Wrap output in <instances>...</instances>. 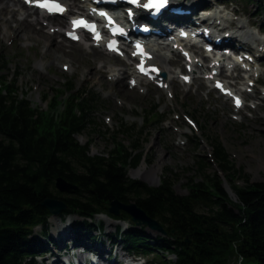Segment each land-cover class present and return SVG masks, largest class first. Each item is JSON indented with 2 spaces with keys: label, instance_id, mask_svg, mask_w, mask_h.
Returning a JSON list of instances; mask_svg holds the SVG:
<instances>
[{
  "label": "trees",
  "instance_id": "1",
  "mask_svg": "<svg viewBox=\"0 0 264 264\" xmlns=\"http://www.w3.org/2000/svg\"><path fill=\"white\" fill-rule=\"evenodd\" d=\"M260 7L264 9V2ZM8 70L0 56V264H41L37 257L54 243L48 234L51 212L41 204L47 196L61 197L65 208L59 215L81 217L71 223V230L77 240L89 241L97 239L95 231H102L103 223L95 221L98 214L130 222L125 210L110 212L112 200L134 201L161 224L163 233L149 238L141 225L123 231L118 227L114 235L127 252L153 255V264H228L235 256L264 264V182L236 175L219 142H214V157L234 196L217 170L202 174L199 181L189 177L186 194L176 193L166 178L148 185L128 176L129 167L143 159L133 146L114 140L113 148L92 154L90 141L77 140L94 124L97 94L63 84L55 94L42 97L47 101L42 109L19 91L16 75L11 78ZM202 159H197L200 165ZM232 175L244 185H233ZM59 176L73 187L71 195L55 188ZM37 226L43 237L34 233ZM194 227L202 232L195 233ZM162 252L175 258L165 260L159 256Z\"/></svg>",
  "mask_w": 264,
  "mask_h": 264
},
{
  "label": "rangeland",
  "instance_id": "2",
  "mask_svg": "<svg viewBox=\"0 0 264 264\" xmlns=\"http://www.w3.org/2000/svg\"><path fill=\"white\" fill-rule=\"evenodd\" d=\"M205 1L203 7L209 9L206 13L214 12L216 17H219L216 22L225 18L222 22L228 25L227 31L239 35L242 40L246 36L245 32H253L258 36L264 31V9L260 7L264 0ZM8 12L6 16L9 17ZM56 18L64 19L66 23L68 21L66 15ZM230 21L234 23L229 24ZM240 25L242 26L238 29ZM3 34L4 26L0 24V56L7 60L9 70L6 74L12 75L11 78L16 75L15 85L19 91L27 92L33 106L45 109L47 101H42V97L45 94L50 96L55 94L61 90L63 84L73 83L77 91L90 90L97 94L99 102L93 111L94 124L77 135V140L81 144L90 141L92 154L113 148L114 140L128 148L133 146V152L142 153L143 159L137 166L129 167L128 176L132 179L156 186L161 178H166L172 182V188L176 193L186 194L185 183L189 177H192L193 181H199L202 174L212 173L218 169L214 157V142H219L224 152L228 154L227 159L233 164L236 175L238 172L245 173L249 182H264V52L260 51L258 55L257 51H254L257 55L255 62L251 63L252 75L248 79L240 78L241 76L236 78L225 76V81H238V86L247 80L251 83L255 77L263 84L257 85L255 92L246 94L249 100L247 106L236 109L231 103V98L222 96L212 87V82L199 77L202 75L200 66L196 68V78L191 83L184 84L179 75L185 73L186 69L178 52L174 55L167 50L161 51L170 57L167 68L171 72H176L175 79L168 87H159L156 79L153 81L143 79L135 86H131L129 84L131 75L125 74L122 84L129 90V93L125 94L114 90L118 83L114 82L115 77L111 71L123 67L133 70L131 60L124 53L114 55L106 52L101 46V55L95 56L88 46L89 40L72 42L67 37L63 40L58 34L55 35L56 42L64 41L65 50L55 52L52 49L45 53L47 46L43 41L36 42L34 39L20 36L5 38ZM251 41L250 49L253 45ZM261 46L262 43H259L257 48L260 49ZM197 58L201 60V57ZM209 61L211 59L207 58L204 62L201 61V65L208 64ZM39 62L43 63L42 67L39 66ZM184 114L190 116L196 126L191 127ZM111 134L114 135V139H111ZM199 157L205 159H202L201 165L197 162ZM142 165L146 168L152 165L160 166L159 177L149 181L140 174L137 175L136 172ZM231 183L241 187L244 180L232 175ZM59 193L71 195L68 192ZM54 216L59 221L50 220V216L48 224V234L54 243L48 244V252L44 256L37 257L41 264H66L67 259L72 261L76 252L85 253L86 250L91 252L102 250L101 252L108 255L111 261L116 259L115 253L118 251L117 260L127 263L128 253L114 233L118 227L123 231L128 226H141L120 218L111 219L103 213L95 218L96 222L103 223L102 231L94 232L97 239L90 242L86 238H80L78 241L75 238L76 234L71 230V223L81 220V217L75 214ZM144 226L145 234L149 238H154L159 233L147 225ZM57 227L60 228L59 231ZM62 227L64 228L61 229ZM62 232L66 236L61 237ZM34 233L43 237L39 226L34 228ZM159 256H163L165 260L175 258L166 252L160 253ZM152 257L154 256L151 254L145 255V262L153 264ZM228 264L252 262L235 256Z\"/></svg>",
  "mask_w": 264,
  "mask_h": 264
},
{
  "label": "bare ground",
  "instance_id": "3",
  "mask_svg": "<svg viewBox=\"0 0 264 264\" xmlns=\"http://www.w3.org/2000/svg\"><path fill=\"white\" fill-rule=\"evenodd\" d=\"M21 0H0V24H3L4 26V37L9 38H15V37H23L28 39H34L37 41H43L44 45L47 46L46 52L54 49L55 52H63L65 50V44L63 42H56L55 35L58 34L62 36L63 40H66L65 34L63 33V28L67 27V23L64 19L56 18V16H48L40 12V10L34 6H31L29 4H26L24 1L22 3ZM64 3H66L69 7V9L66 11V13L62 16H67V20H69L70 15L74 14H83L89 11V8L85 7V3L81 2L80 0H61ZM169 3H178L182 4L185 7H189L192 10V13L190 16H176L172 15L173 17H179L181 19L186 20L184 24L188 23H195L199 18L197 16V6L199 3L204 4L205 0H169ZM84 5V6H83ZM9 10V12H8ZM6 12L10 13V16H6ZM214 12H210L207 15V20L218 19L214 16ZM11 23H15V25H12ZM206 23V21L204 22ZM233 21H230L229 24H233ZM38 25L39 27H36ZM154 25L158 28L163 29V36H160L159 38H162L166 41L167 37L172 34L171 29L172 27L167 24L164 20H157L154 22ZM219 25V23H218ZM242 25L238 27V29L241 28ZM44 29H47V32ZM218 33L216 34L217 37H221L223 40H226V46L230 45H236L238 43H245L241 40L239 35L232 33L230 31H227L225 25L220 26L217 28ZM244 35L248 38H252L253 40L257 41H263L261 37H257L254 35L253 32H245ZM85 41L86 39L83 38ZM263 43V42H262ZM163 45V46H162ZM158 44L150 45V50L153 54L152 56V62L157 63L160 65L162 71L166 73V77L162 79L164 83H166V86L168 87L169 84L173 82L176 76V72H171L167 66L170 64V57L168 54H165L161 52V49H167L168 52L171 54L176 55V48L173 47L171 42H165V44ZM89 48L93 50L94 55L98 56L101 55V46L99 42H90ZM260 51L264 52V44L260 47ZM124 53H128L126 51H123ZM128 59H133L131 54L128 53L127 56ZM194 59L193 56L190 57V62L192 63V66L197 68L198 66L193 63ZM204 61V60H203ZM43 63L39 62V66L42 67ZM221 66L222 63L218 58H214L211 61H209L208 64L200 65V73H202L203 78L206 80H209L212 74L211 70L213 68H216L221 72ZM112 75L115 77L116 83H118V86L114 88V90L121 91L125 94L129 93V90L126 88L124 84H122L123 76L125 74H132L133 70L130 71L129 68H120V69H111ZM116 72V73H114ZM195 71L193 72H185L183 74H191L192 79L195 77ZM214 74V73H213ZM218 74L215 73L214 76H217ZM252 75V72H251ZM83 76L85 77V74L83 72ZM133 78V77H132ZM240 78H243L242 76ZM98 83H102V81H98ZM180 132H183V130H180ZM160 171V166L158 165H152L149 168H146L144 165L140 166L136 172V174H140L142 178L147 179L149 181H153V179L158 178V173ZM50 220L56 221L58 220L55 218L54 215L50 217ZM59 221V220H58ZM57 231H59V227H57ZM62 227L61 229H63ZM65 231V230H64ZM63 235L61 237H64V232H62ZM96 250V249H95ZM100 251V252H98ZM96 252L91 251H79L76 252L74 255V258L70 262L67 259L66 264H124L117 260L119 256L118 251L115 253V258L113 261L109 260L108 255L103 254L101 251L98 250Z\"/></svg>",
  "mask_w": 264,
  "mask_h": 264
},
{
  "label": "water",
  "instance_id": "4",
  "mask_svg": "<svg viewBox=\"0 0 264 264\" xmlns=\"http://www.w3.org/2000/svg\"><path fill=\"white\" fill-rule=\"evenodd\" d=\"M162 75H164L162 73ZM221 178H223V186L225 187L226 191L230 194L233 195V192L229 186V184L227 183V181L225 180V178L223 176H221ZM55 188L59 191V192H70V190L73 188L70 184H68L62 177H57L55 179ZM42 206H44L45 208H47L53 215H57L59 212H61L64 208H65V204L63 203L62 200H60L59 198L56 197H52V196H47L45 197L42 202H41ZM110 207L109 210L111 213L117 215L119 214V209H123L125 210L127 213L130 214V221L136 225H147L149 226L151 229H155L157 230L159 233H163V228L161 226V224L155 220L154 218L148 216L145 211L138 206L134 201L128 202V203H121L117 200H112L110 202ZM193 231L195 233H201L202 230L194 227ZM185 242H190V240L185 237L184 238Z\"/></svg>",
  "mask_w": 264,
  "mask_h": 264
},
{
  "label": "snow or ice",
  "instance_id": "5",
  "mask_svg": "<svg viewBox=\"0 0 264 264\" xmlns=\"http://www.w3.org/2000/svg\"><path fill=\"white\" fill-rule=\"evenodd\" d=\"M136 2H137V0H131V3H136ZM164 2H165V0H160L159 4L149 3V4L144 5V7H146V8H152V7L159 8V7H163ZM39 6L42 8H47L49 11H63V9L60 8L59 5L49 6L47 3H43V4H40ZM101 15H105V14L101 13ZM72 23L74 26H77V25H83L84 27L89 26L87 24V22H85L83 20L73 21ZM92 28L94 30V26H92ZM70 35H71V33H70ZM73 38H76V37L73 35ZM237 106H239V100H237Z\"/></svg>",
  "mask_w": 264,
  "mask_h": 264
}]
</instances>
